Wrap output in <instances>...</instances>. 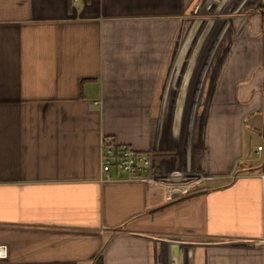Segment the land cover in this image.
<instances>
[{
	"label": "crops",
	"instance_id": "1",
	"mask_svg": "<svg viewBox=\"0 0 264 264\" xmlns=\"http://www.w3.org/2000/svg\"><path fill=\"white\" fill-rule=\"evenodd\" d=\"M261 7L0 0V264H264Z\"/></svg>",
	"mask_w": 264,
	"mask_h": 264
},
{
	"label": "built area",
	"instance_id": "2",
	"mask_svg": "<svg viewBox=\"0 0 264 264\" xmlns=\"http://www.w3.org/2000/svg\"><path fill=\"white\" fill-rule=\"evenodd\" d=\"M262 147L258 148L261 151ZM112 170L119 171L127 176L131 182L152 183L157 176L152 172L151 158L146 153H140L131 147H119L111 138L104 141L102 149V171L105 174L104 181L117 180ZM264 242V238L262 239ZM7 249L0 245V258L6 257Z\"/></svg>",
	"mask_w": 264,
	"mask_h": 264
},
{
	"label": "trees",
	"instance_id": "3",
	"mask_svg": "<svg viewBox=\"0 0 264 264\" xmlns=\"http://www.w3.org/2000/svg\"><path fill=\"white\" fill-rule=\"evenodd\" d=\"M258 12L260 13V15L262 16V20H263V24H264V7H261Z\"/></svg>",
	"mask_w": 264,
	"mask_h": 264
}]
</instances>
